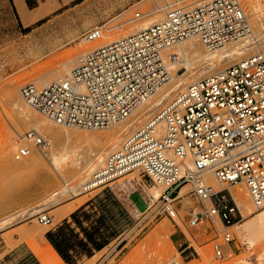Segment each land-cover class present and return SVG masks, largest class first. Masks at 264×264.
Wrapping results in <instances>:
<instances>
[{
    "label": "built area",
    "instance_id": "2783aa9c",
    "mask_svg": "<svg viewBox=\"0 0 264 264\" xmlns=\"http://www.w3.org/2000/svg\"><path fill=\"white\" fill-rule=\"evenodd\" d=\"M146 17L154 23L83 51L68 72L51 82L23 84L21 97L57 125L109 129L172 80L175 66L186 58L167 52L169 48L189 38H197L207 50L253 35V44L258 43L240 0H150L147 9L134 8L132 20ZM105 30L104 25L94 26L80 41L100 40ZM251 51L176 91L106 156L83 191L139 172L162 187L143 211L146 216L175 219L181 188L190 185L202 205L189 223L220 220L215 227L222 241L214 242L215 257L220 258L223 246L233 241L231 228L240 216L230 186L244 184L255 207L264 210V45ZM48 146L37 129H29L16 141L14 157H47ZM37 218L45 226L53 223L47 209Z\"/></svg>",
    "mask_w": 264,
    "mask_h": 264
},
{
    "label": "rangeland",
    "instance_id": "374dc122",
    "mask_svg": "<svg viewBox=\"0 0 264 264\" xmlns=\"http://www.w3.org/2000/svg\"><path fill=\"white\" fill-rule=\"evenodd\" d=\"M42 1L26 0L29 7L40 5ZM240 1L259 38L256 41L264 45L261 39L264 38V0ZM56 2L57 5L45 17L26 26L15 7V1L0 0V264H43L37 251L47 246L38 236L43 235L51 242L49 234L66 250L69 261L55 248L66 264H166L173 260L182 264H264V237L250 238L242 229V224L263 211L261 209H240L238 206L240 216L231 228L234 232L233 241L229 245L225 244L224 254L216 258L214 242L222 241V238L216 231L215 222L217 225H221V222L215 218V222L190 225L191 213L202 205L190 185L181 188L176 201L178 216L175 219L166 215L147 217L144 212H138L128 204L127 194L135 189L153 194V200L161 194L162 187L139 172H131L107 186L79 194L69 190L68 187H78L88 180L130 131L142 125L179 90L173 88V83L165 84L169 94L153 111L137 114V117L132 114L124 122L106 130L68 128L72 137L65 143L70 144V147L72 145L73 149L84 152L92 149L99 151L97 161L85 163L87 167L81 175L78 174L79 169L68 166V162L60 170L52 166L49 158L51 152L56 151L55 143L49 133L41 130L40 133L48 141L49 158L34 153L31 158L24 159L31 163L38 162L37 168L19 166L15 169L16 162L24 161H17L14 157L16 141L20 134L34 129L27 118L32 115L46 118L27 104L19 88L32 81L41 71L58 68L64 59L69 56L74 59L86 51L85 47L90 42L80 40L81 35L90 28L104 25L106 30L103 40L119 33H131L136 25L152 18L132 20L134 8L147 9L150 0ZM200 45V49L205 51V46L202 43ZM251 52L230 57L236 55L235 52L223 57L222 61L219 59L221 62L215 71ZM72 65L73 61L70 67ZM205 65H198L194 69L202 67L198 70L200 72ZM186 70L183 68L178 73ZM176 72L174 69L173 73ZM11 86H16L17 91L13 93ZM57 126L58 129L66 128ZM98 134L107 137L102 144H96V140L91 138ZM230 188L244 193L250 200L244 184H234ZM74 205L76 208L69 218L62 220L63 210L67 212ZM43 209H47L53 217V223L49 226L38 221L37 213ZM90 238L100 243L102 248L96 249Z\"/></svg>",
    "mask_w": 264,
    "mask_h": 264
},
{
    "label": "bare ground",
    "instance_id": "6f19581e",
    "mask_svg": "<svg viewBox=\"0 0 264 264\" xmlns=\"http://www.w3.org/2000/svg\"><path fill=\"white\" fill-rule=\"evenodd\" d=\"M15 1H16V4L19 6L20 10L19 9L18 10L20 12L21 19L26 24L28 22L32 21L33 19H36L38 16H41L43 13H45V12L47 13L51 8H53L54 6L57 5V4H55V3H57V2H55L56 0L55 1L53 0L55 2L54 3L55 5L52 3V0H46V2H45L46 5H45L44 1H42L39 5L40 8H38V6H37L34 8V9L37 8L36 11L31 12V10H29L30 11L29 12L27 7H26V3L24 0H15ZM64 1H69V0H64ZM44 5H45V7H43ZM32 10H33V8H32ZM31 13L33 15L28 16ZM154 21H155L154 18L145 19L144 21H142L141 23L136 25L131 31H136V30H140L142 28H146V27L150 26L152 23H154ZM122 35H124V34L119 33L115 36L113 35V37L112 36L109 38L105 37L106 39H103V40L100 39V40L92 41L86 45L85 49L89 50L94 46L100 45V44L108 42L110 40L117 39V38L121 37ZM254 38H255V36L253 35V38L249 37V38L243 39V40L238 41V42L229 43L221 49H216V50L205 49V51H202V48L200 49V47L202 45H200L201 43H199L198 40H195V38H189V39L181 42L180 44L169 48L167 50V52L178 51L179 53L184 54V56L186 58L184 63L178 64L175 66L174 69H176L177 72L172 74V80L169 83H173L174 89H177V88L181 89L182 87H184L188 83L192 82L193 80H195L199 77H202L204 74L211 73V72L215 71L216 67L219 66V63L222 61L221 59L223 57L237 52L236 55H233V56L229 55L230 57L235 58L236 56L237 57L242 56V55L246 54L247 52H250L254 47L259 45V43L253 44ZM261 39L263 42L264 38H261ZM258 41L259 40H257V42ZM75 58L73 59L72 56H69L68 58L63 60L60 67L43 70L32 81L36 82V83L39 82L42 84L53 81L54 79H56L57 77H59L63 73H66L70 70V68H71L70 65H71L72 61L73 62L75 61ZM227 59H228V57H227ZM215 61H217V62H215ZM223 61H225V60L223 59ZM169 64H171V62ZM204 64H206V65L203 66L204 69L201 70L200 72H198V70L201 69L202 67L199 69H198V67L194 69V67H196L198 65L202 66ZM183 68H187V70L183 73H178ZM190 76H192V77L190 80H188V77H190ZM164 86L165 85H162L161 87H159L146 100V102L143 105H141L133 113V115L136 116L137 114L139 115L141 113H146V112H149L151 110L153 111L154 109H156L159 106L160 101L169 94V92H166ZM12 90H13V93L16 92L17 87L13 86ZM18 91L20 92V88ZM23 108H25L27 110L26 106H24ZM27 119H29L28 123H30V125H32V126L34 125V129H37L39 132L41 130L42 132L49 133L52 136L54 143H55L54 144V148H55L54 150H56V151L51 152V156H50L51 158H49V156H48L49 154L47 153L46 158L51 159V164H52V166L55 167V169L60 170L61 167L64 166L65 162H68L70 164V165L68 164V166H70L72 168H78L79 169L78 174L81 175L82 172H84L85 168L87 167V165H85V163L90 164V163H93L94 161H97V155H98L99 151L96 152L95 149H92L89 152H84L80 149L75 150L72 148V145L70 147V144L65 143V141H67V140L69 141L70 137H72L71 136L72 134L67 127L65 129H58L57 124L55 125V123L50 121L49 119L46 120V118L44 119L42 117L34 116V115H32L31 117H28ZM120 123H122V122H120ZM21 135L22 134H20L19 136L21 137ZM91 138H94L96 140V144H99V143L102 144L106 140L105 138H107V137L104 135L98 134V135H95ZM93 142H94V140H93ZM69 147H70V149L71 148L72 149L70 150ZM32 155H30L28 157L31 158ZM28 157H25V158H28ZM38 165H39V163L36 161L31 163V162L27 161L26 159H24V161L16 162L15 169L16 168L18 169L19 166H24L27 168H37ZM208 179L211 183H213L214 186L216 185L215 186L216 189H220L219 184L216 182V180H213L210 175L208 176ZM64 180L66 182H68L67 179H64ZM88 180L81 183L80 186H78V187H73V188L68 187V188H69V190H72L74 194H79L84 190V186ZM182 191H184V190H182ZM230 191L234 195V199H236L237 205L240 207V209L241 208L243 209L244 207H251V209H253V210L257 209L255 207V205L253 204L251 198H250V200H248L246 198V196H244V193L240 194L237 192L236 189H233V188H230ZM75 208H76L75 205L69 207L68 212L73 211ZM249 212H250V210H249ZM242 229L248 234V236H250V238H259L260 239V238L264 237V236H262V234L264 232V210L259 211V213H257L250 220L245 221L242 224ZM8 239H11V238H8Z\"/></svg>",
    "mask_w": 264,
    "mask_h": 264
},
{
    "label": "crops",
    "instance_id": "0c3cea01",
    "mask_svg": "<svg viewBox=\"0 0 264 264\" xmlns=\"http://www.w3.org/2000/svg\"><path fill=\"white\" fill-rule=\"evenodd\" d=\"M15 1V0H14ZM25 1V3H26V7H27V9H28V11L29 10H31V12L33 11H36L37 10V8L36 9H34L35 7H37L38 6V8H40V6L39 5H37V6H35V7H29L28 5H27V2H26V0H24ZM55 1V0H54ZM53 0H52V3L54 4L55 2H54ZM64 1V0H63ZM70 1V0H69ZM46 2V0H44V3ZM64 2H67V1H64ZM55 4H57V3H55ZM54 4V5H55ZM45 5H46V3H45ZM45 5L43 6V7H45ZM18 5L16 4V1H15V7H16V9H17V11H18V13L20 14V12H19V6L17 7ZM32 8H33V10H32ZM19 9V10H18ZM30 12V11H29ZM28 12V13H29ZM48 13H43L41 16H38L36 19H33L32 21H30V22H28L27 24L26 23H24V25H26V26H30V25H32L34 22H36V21H38V20H40V19H42L43 17H45L46 15H47ZM31 15H33L32 13L30 14V15H28V16H31ZM23 21V20H22ZM153 194H151V193H148V192H146L145 190H141V189H135V190H132V191H130L128 194H127V197H126V201L128 202V204L129 205H131L136 211H138V212H143L144 210H146V208H147V206H148V204L153 200ZM69 209V208H68ZM64 211V214H63V216H62V220H66V219H68L69 218V214L72 212H68V210H67V212H65V210H63ZM74 211V210H73ZM38 237H40L42 240H44V242L46 243V246H47V248L46 249H40V250H38L37 252H38V255H39V257H40V260H41V262L43 263V264H66V262L63 260V258L60 256V254L56 251V249H55V247L53 246V244L46 238V237H44L43 235H39Z\"/></svg>",
    "mask_w": 264,
    "mask_h": 264
},
{
    "label": "trees",
    "instance_id": "16d2710c",
    "mask_svg": "<svg viewBox=\"0 0 264 264\" xmlns=\"http://www.w3.org/2000/svg\"><path fill=\"white\" fill-rule=\"evenodd\" d=\"M42 21V20H41ZM49 239L51 240V242L53 243V245L55 246V248L59 251V253L64 257V259L66 261H69V256L66 254V250L62 248V246L60 244L57 243V241L53 238V236L51 234L48 235ZM93 241V245L96 249H101L102 245L96 241H94L92 238H90ZM92 250V249H91ZM89 250V251H91Z\"/></svg>",
    "mask_w": 264,
    "mask_h": 264
}]
</instances>
